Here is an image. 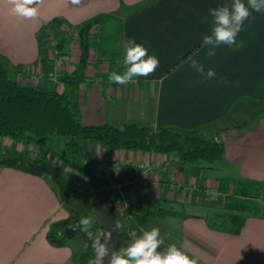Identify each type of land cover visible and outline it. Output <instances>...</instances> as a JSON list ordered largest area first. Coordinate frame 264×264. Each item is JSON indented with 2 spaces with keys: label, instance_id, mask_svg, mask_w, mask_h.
I'll return each mask as SVG.
<instances>
[{
  "label": "crops",
  "instance_id": "1",
  "mask_svg": "<svg viewBox=\"0 0 264 264\" xmlns=\"http://www.w3.org/2000/svg\"><path fill=\"white\" fill-rule=\"evenodd\" d=\"M231 2L81 0L73 4L71 0H42L37 6L39 15L24 19L11 13L9 0H0V63L12 75L20 68L24 75L15 78L23 84L43 92H64L70 101L79 105L82 118L92 110L93 114L100 112L101 97H106L121 100V110L128 117L133 118L134 114L136 121L127 123L155 130L218 131L243 105L264 101V13L253 12L254 18L245 22L232 46L222 45L214 56L205 55L207 46L203 45V37L210 35L213 27L209 9L224 4L230 6ZM243 2L247 4V0ZM99 17H107L108 26L116 30V47L123 59V43L129 38L158 58L159 66L154 74L135 78V82L127 85L104 82L101 76L107 72L108 63L100 61V64L95 53L96 72L87 70L84 89L80 85L73 88L62 81L74 71L66 62H61L58 69L59 83L48 79L30 82L29 77L42 72L40 33L44 25L60 20L74 28ZM69 53L78 64L80 50L71 47ZM190 57L201 62L206 70L214 69L216 78L202 80L189 67ZM93 59L90 53L88 69ZM82 123L86 126L103 124ZM0 142L11 145L6 139ZM223 145L221 160L209 161L208 166L192 165V168L196 167L200 175L205 171L215 173L214 164L219 163L229 173L225 179L264 184V121L256 129L234 136ZM85 150L94 154L100 169L104 164L115 162L131 166H124L118 176L121 181L116 182L134 180L137 175L133 165H148L151 170L148 180L155 182L156 187L125 189L129 204L152 207L157 202L186 211L190 218H167L173 221L169 232L174 233L177 238L174 243L181 250L199 258V264H264V216L250 217L238 236L208 228L202 212L212 207L207 204V194L217 188L216 181L220 178L206 176L203 183L186 178L185 166L181 168L173 155L109 151L100 146ZM219 203L222 206L223 199ZM261 210L264 212L263 208ZM66 217L50 180L0 169V264H72V256L79 250L76 244L56 249L47 241L51 225ZM157 225L152 227L157 228ZM160 232L167 236L164 230Z\"/></svg>",
  "mask_w": 264,
  "mask_h": 264
},
{
  "label": "trees",
  "instance_id": "2",
  "mask_svg": "<svg viewBox=\"0 0 264 264\" xmlns=\"http://www.w3.org/2000/svg\"><path fill=\"white\" fill-rule=\"evenodd\" d=\"M106 19L107 17H99L74 28L60 20H53L44 25L40 33L43 47L42 72L48 73L54 67L53 58L48 54L49 39L53 38L57 43V56L64 57L70 41L69 31L72 30L78 36L80 57L74 71L63 77L62 81L70 83L73 88L85 83L91 52L96 53L99 62L108 63L107 72L101 76L104 82L109 83L108 76L112 72L123 73L126 66L123 65V56L116 47L117 32L108 26ZM93 28L98 30L93 33L95 35L92 34ZM22 74V70L17 68L12 75L0 63V140L11 141L10 146L0 142V169H12L48 179L54 185L61 208L67 217L64 221L51 225L47 235L51 247L68 248L79 243L78 252L72 256V264H89L96 257L93 240L88 239L80 226L81 219L88 217L93 220L90 229L93 236L101 229L95 215L93 193L90 190L106 191L115 224L123 225L122 228L115 229L119 239L116 254L130 243V232L133 230L139 235L141 231L149 230L167 218L191 217L186 211L175 210L157 202L152 207L132 204L128 214L119 215L114 210L111 191L107 188V178L100 167H97L94 154L79 144L88 141L101 144L109 151L175 154L183 168L200 161L208 163L221 160L224 145L219 139H208L206 134L209 131L205 129L155 130L137 123H127L122 128L109 124L86 126L81 121L79 105L70 101L64 92H43L23 84L15 78ZM49 138L64 141L68 148L67 156L59 155L60 166L50 161V155L18 147L33 144L47 148L46 140ZM111 180L121 181V178L117 176ZM216 182L219 193L223 195V205L220 209L210 210V213L204 216L210 230L238 236L250 217L264 216V212L255 203L260 200L264 202V184L225 179ZM85 183L90 188L88 191L81 189ZM164 240L162 249L172 244L166 238Z\"/></svg>",
  "mask_w": 264,
  "mask_h": 264
},
{
  "label": "clouds",
  "instance_id": "3",
  "mask_svg": "<svg viewBox=\"0 0 264 264\" xmlns=\"http://www.w3.org/2000/svg\"><path fill=\"white\" fill-rule=\"evenodd\" d=\"M13 15L24 19H34L39 15L38 5L42 0H9ZM73 4H79L81 0H71ZM253 12L264 13V0H232L231 5H221L209 9V15L213 19L211 34L203 37V45L207 46L205 55L211 57L216 54L217 49L223 46H232L239 33L242 31L246 21L253 19ZM125 55L123 65L126 70L123 73L112 72L108 76L109 83L127 85L135 82V78L147 77L155 73L159 66V60L154 55H149L148 50L135 42L134 39H127L123 43ZM189 67L197 72L202 80L216 78V72L212 68L205 69L204 65L194 58H189ZM93 225L91 218L85 217L80 221L81 231L88 239L93 240V248L96 251L100 264H199V258L188 255L181 250L177 244H165L159 228L152 227L143 230L138 235L135 230L130 232L132 238L128 245L116 254L109 250L104 241L110 242L115 229L122 228V224H115L112 230H105L102 234L93 236L90 230Z\"/></svg>",
  "mask_w": 264,
  "mask_h": 264
},
{
  "label": "rangeland",
  "instance_id": "4",
  "mask_svg": "<svg viewBox=\"0 0 264 264\" xmlns=\"http://www.w3.org/2000/svg\"><path fill=\"white\" fill-rule=\"evenodd\" d=\"M97 30H93L92 34L94 32H96ZM70 32V31H69ZM70 37H68L70 39L67 47L69 48V45H72V50H79L78 45V36L73 33L69 34ZM95 35V34H93ZM49 47L54 48L53 45L49 44L48 45V50L50 49ZM52 51V49H51ZM66 51V50H65ZM68 56L66 57H70L73 59V56L70 54H67ZM91 56L92 58L94 57L93 61H92V65L90 64L89 69L90 72H96L95 67V63H96V57H95V52H91ZM98 61V60H97ZM62 63H64V59H62ZM101 64V62H100ZM103 64V63H102ZM77 66V63L75 62L73 65H70V67H73L75 69V67ZM70 67L67 68L70 69ZM71 70V69H70ZM99 71V70H98ZM36 83L35 80H31L30 82ZM41 82V81H40ZM32 83V85H33ZM39 83V82H37ZM101 87V86H99ZM102 88V87H101ZM90 92L93 91L92 88L91 90H89ZM101 101L103 102V108L101 107V111L97 112L95 114H93V110L88 113H84L83 114V118H81L82 122H90V123H103L101 125H105V124H109V125H113L116 128H122L124 126V124H126L127 122H131V121H136L134 118V114H133V118L132 117H128L126 114L123 113V111L121 110V100H115V99H108L106 97L102 98L101 97ZM95 106H93L94 108ZM97 121H103V122H97ZM264 121V101L259 102L257 104H246L243 105L242 108L238 109L237 111H235L228 120H226L220 127L218 131H214V130H210L206 135L207 138L210 140H214V139H219V141L223 144H225L227 141H229L232 137L234 136H241L246 132H249L251 130L256 129V127L258 126V124ZM100 125V124H98ZM223 130V131H222ZM4 140V139H3ZM8 142L10 141L9 139ZM11 142V141H10ZM46 147H39V146H35L33 144L31 145H27L24 144L22 147L26 150H30L33 149V151L36 153H42L45 155H50L49 159L50 161L55 164L56 166H60V158L59 155H63V156H67L68 151H67V146L65 145L64 141L59 140L57 138H49L48 140H46ZM80 147L82 148H94L96 146H100V148L105 149L102 145L98 144V143H94V142H81ZM50 149V150H49ZM107 150V149H106ZM50 151V152H49ZM173 156H175V154H172ZM176 157V156H175ZM216 165L215 168V173H210L209 171L207 173L203 172V175L199 174V170L195 168H192L191 165H186L184 168L185 171V177L186 178H190L193 180H196L198 183H203L204 179L206 176H208L209 178L213 179V178H220V179H225V177H227V175L229 174L225 168L222 167V165H219V163L214 164ZM195 166H208V164L206 162L200 161L197 164H195ZM225 180H229V179H225ZM186 187V186H185ZM216 189L213 191H209L207 194V199H209V201L207 202L208 205L212 206L210 207L206 212H202V215L207 216L210 213V210L214 211L217 209H220L221 206V200L223 199V195L221 193H219L218 191V185H216ZM81 189H83V191H88L90 188L89 186L85 183V185H83L81 187ZM134 188L131 187V190H133ZM218 202V203H217ZM256 204H258L259 207L264 209L263 206V201H257L255 202ZM171 222H173L171 219H167L165 221H163L162 223H159L157 225V228H159L160 231L164 230L167 233L166 234H162L161 236H163L164 238H166L168 241H170L171 243H174V241H176L177 238H174L175 235L173 232H169V229L171 227ZM156 226V225H155ZM161 233V232H160ZM178 235V234H177ZM179 239V238H178ZM78 248H79V243H75ZM178 246V245H177Z\"/></svg>",
  "mask_w": 264,
  "mask_h": 264
},
{
  "label": "built area",
  "instance_id": "5",
  "mask_svg": "<svg viewBox=\"0 0 264 264\" xmlns=\"http://www.w3.org/2000/svg\"><path fill=\"white\" fill-rule=\"evenodd\" d=\"M93 30H96V28H93ZM98 32V30L96 31ZM73 33L74 35L76 33H74V31L70 30L71 34ZM77 35V34H76ZM70 37V35H69ZM70 40V39H69ZM49 44L53 45L54 48L49 47L50 49L48 50V54L50 56V58H53V69L48 72V73H44V72H40L38 74H34L31 77H29V80H35L36 82H40L43 79H48L49 81L53 82V83H59V79H58V69L60 66V63L62 62V59H64V62H66V64L69 65H73L75 63V61L70 58V57H66L68 56L67 54L69 53V49L72 47V45H69V48H66V55L64 57L61 56H57L58 55V51H57V43L55 40H53V38L49 39ZM78 46V45H77ZM52 49V51H51ZM81 88H85L86 84H80ZM124 166L126 168H131V166L128 165H124L123 163H119V162H115V163H109V164H104L102 165L101 169L105 172L106 174V183H107V188L108 190L111 191V200L113 201V206H114V210L115 212H117L119 215H126L128 214V210L130 207V204L128 202L127 199V193L125 192V189L127 188H134L137 189L138 186H141L143 188H154L156 187V183L155 182H151L148 180V176L151 172L150 168L148 165L146 164H138V165H133L132 167L135 168V173L137 175V177L132 180V181H124V182H116L114 180H111L112 177L114 176H119L121 175ZM139 175H141L140 177H138ZM92 193H94L95 191L90 190ZM103 231L102 229L98 230L95 233V236L97 234H102ZM94 236V237H95ZM89 264H100V262L97 259V254L96 257L89 262Z\"/></svg>",
  "mask_w": 264,
  "mask_h": 264
},
{
  "label": "water",
  "instance_id": "6",
  "mask_svg": "<svg viewBox=\"0 0 264 264\" xmlns=\"http://www.w3.org/2000/svg\"><path fill=\"white\" fill-rule=\"evenodd\" d=\"M93 200L95 203V215L102 231L112 230L115 225V219L107 199L106 191L104 189L95 191L93 193ZM102 243H106L109 250H113L116 253L119 246V239L116 235V231L113 232L110 242L104 241L102 238ZM105 264H108L107 257L105 258Z\"/></svg>",
  "mask_w": 264,
  "mask_h": 264
}]
</instances>
